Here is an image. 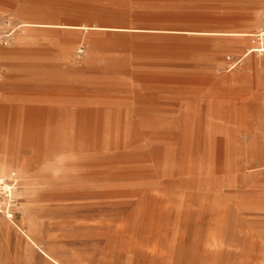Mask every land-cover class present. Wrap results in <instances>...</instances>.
I'll return each mask as SVG.
<instances>
[{
  "label": "rangeland",
  "instance_id": "1",
  "mask_svg": "<svg viewBox=\"0 0 264 264\" xmlns=\"http://www.w3.org/2000/svg\"><path fill=\"white\" fill-rule=\"evenodd\" d=\"M262 29L264 0H0V264H46L25 230L68 264H264Z\"/></svg>",
  "mask_w": 264,
  "mask_h": 264
},
{
  "label": "bare ground",
  "instance_id": "2",
  "mask_svg": "<svg viewBox=\"0 0 264 264\" xmlns=\"http://www.w3.org/2000/svg\"><path fill=\"white\" fill-rule=\"evenodd\" d=\"M242 34H245L249 37H252L253 38H256V39H253L255 40L254 43H257V44H253L249 49H248V52L244 55V57H248L249 55H251L252 53H257L260 54V55H263L264 53V29L261 30V33L260 34H255V33H246V32H243ZM252 41V40H251ZM25 110V109H24ZM23 114V113H22ZM21 114V116H22ZM225 140V139H224ZM15 170L12 169V167L0 160V184H1V188L4 190L3 193H7L8 195H13V188L11 185H9L8 183H6L5 181V178L7 176H9L10 174H12ZM1 189V190H2ZM12 216V215H11ZM26 233V232H25ZM27 234V233H26ZM38 248L43 252V254L46 256V259L48 262H51V261H56L52 255L48 252H45L43 250V247L41 246H38ZM58 264H64V263H61L60 261H56Z\"/></svg>",
  "mask_w": 264,
  "mask_h": 264
},
{
  "label": "crops",
  "instance_id": "3",
  "mask_svg": "<svg viewBox=\"0 0 264 264\" xmlns=\"http://www.w3.org/2000/svg\"><path fill=\"white\" fill-rule=\"evenodd\" d=\"M259 67L261 68V70L264 71V61H262L260 64H259ZM26 232V233H24ZM22 232L23 233V236H24V240L26 242V245H27V248L30 252H35V253H38L40 252L41 254H43V252L38 248V246H41L43 247V250L45 252H48L52 255V257L56 260V261H60L61 263H64V264H68L58 258H56L49 250L48 248L45 247V245L42 243V242H39L38 239L30 232L28 231H24ZM43 256L45 257V262L46 264H58L56 261H51V262H48L47 259H46V256L43 254Z\"/></svg>",
  "mask_w": 264,
  "mask_h": 264
},
{
  "label": "built area",
  "instance_id": "4",
  "mask_svg": "<svg viewBox=\"0 0 264 264\" xmlns=\"http://www.w3.org/2000/svg\"><path fill=\"white\" fill-rule=\"evenodd\" d=\"M263 48H264V46H263ZM238 63H239V62H235V63H233V64L231 65V69L235 68V67L238 65Z\"/></svg>",
  "mask_w": 264,
  "mask_h": 264
}]
</instances>
